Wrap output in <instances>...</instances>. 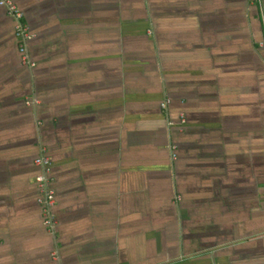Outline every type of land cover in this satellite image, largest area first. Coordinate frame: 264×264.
Segmentation results:
<instances>
[{"label": "crops", "instance_id": "crops-1", "mask_svg": "<svg viewBox=\"0 0 264 264\" xmlns=\"http://www.w3.org/2000/svg\"><path fill=\"white\" fill-rule=\"evenodd\" d=\"M14 1L0 264H264V0Z\"/></svg>", "mask_w": 264, "mask_h": 264}, {"label": "built area", "instance_id": "built-area-1", "mask_svg": "<svg viewBox=\"0 0 264 264\" xmlns=\"http://www.w3.org/2000/svg\"><path fill=\"white\" fill-rule=\"evenodd\" d=\"M253 2H260V0H251ZM0 7L7 10L8 14L14 18L16 22V36L21 45L20 54L22 60L29 64L30 66H35V62L30 58L27 53V43L36 36L35 32L32 31L31 27L26 21V15L24 11L16 4L14 0H0ZM170 101L166 100L162 103V108L166 109ZM176 155H174V158ZM35 163L42 167V172L37 175L36 181L38 187L44 197H39V202L43 204L45 209V224L52 227L55 224V216L51 211V208L55 205V190L51 186L50 170H51V160L50 157L42 154L35 159Z\"/></svg>", "mask_w": 264, "mask_h": 264}, {"label": "bare ground", "instance_id": "bare-ground-1", "mask_svg": "<svg viewBox=\"0 0 264 264\" xmlns=\"http://www.w3.org/2000/svg\"><path fill=\"white\" fill-rule=\"evenodd\" d=\"M19 45H20V43H19ZM20 47H21V45H20ZM27 53H28V51H27ZM29 55V54H28Z\"/></svg>", "mask_w": 264, "mask_h": 264}]
</instances>
